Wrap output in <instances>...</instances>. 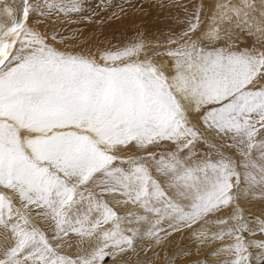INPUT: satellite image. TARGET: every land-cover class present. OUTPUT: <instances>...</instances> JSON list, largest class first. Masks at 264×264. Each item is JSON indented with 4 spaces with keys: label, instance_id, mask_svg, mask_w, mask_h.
Listing matches in <instances>:
<instances>
[{
    "label": "snow or ice",
    "instance_id": "snow-or-ice-1",
    "mask_svg": "<svg viewBox=\"0 0 264 264\" xmlns=\"http://www.w3.org/2000/svg\"><path fill=\"white\" fill-rule=\"evenodd\" d=\"M203 9L72 51L49 22L82 0H0V264H160L184 230L264 264V0Z\"/></svg>",
    "mask_w": 264,
    "mask_h": 264
},
{
    "label": "bare ground",
    "instance_id": "bare-ground-1",
    "mask_svg": "<svg viewBox=\"0 0 264 264\" xmlns=\"http://www.w3.org/2000/svg\"><path fill=\"white\" fill-rule=\"evenodd\" d=\"M226 0H145L139 4L137 0H104L96 4V0H82V11L71 14L68 18L49 22V31H57L65 36H78L79 39L71 40L68 44H57L61 49L80 51L89 46L100 48L112 45L117 46L132 41L141 35L150 41H164L169 33L178 32L186 23V16L194 13L196 6L203 4L201 18L204 27L210 25V17L215 12V5L225 3ZM236 3L237 0H232ZM187 8V13L184 9ZM183 21L184 23H181ZM43 30V28L41 29ZM254 31V30H253ZM247 45H252L258 40L264 42L259 33L248 35L241 34ZM258 212V209H253ZM210 231H215V225L208 226ZM218 242H205L200 244L187 230L173 233L168 237L160 252V264L165 256H170L178 251H188L189 256H181L177 264H202L207 261L213 264L217 257L211 253L217 248ZM199 249V250H198ZM255 256L259 249H250ZM151 249L148 250L150 254ZM144 255V253H142ZM105 264H113L112 258L107 257ZM252 264H256L253 259Z\"/></svg>",
    "mask_w": 264,
    "mask_h": 264
},
{
    "label": "rangeland",
    "instance_id": "rangeland-1",
    "mask_svg": "<svg viewBox=\"0 0 264 264\" xmlns=\"http://www.w3.org/2000/svg\"><path fill=\"white\" fill-rule=\"evenodd\" d=\"M104 0H96V4H100L101 2H103ZM137 2L139 4H143L145 2V0H137Z\"/></svg>",
    "mask_w": 264,
    "mask_h": 264
}]
</instances>
